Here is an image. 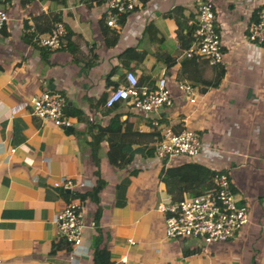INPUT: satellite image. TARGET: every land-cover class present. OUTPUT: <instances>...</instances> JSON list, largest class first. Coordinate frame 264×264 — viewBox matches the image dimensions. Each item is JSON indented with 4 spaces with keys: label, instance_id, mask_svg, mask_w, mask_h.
I'll use <instances>...</instances> for the list:
<instances>
[{
    "label": "crops",
    "instance_id": "obj_1",
    "mask_svg": "<svg viewBox=\"0 0 264 264\" xmlns=\"http://www.w3.org/2000/svg\"><path fill=\"white\" fill-rule=\"evenodd\" d=\"M201 1L139 0L124 17L115 43L107 46L112 28L101 19L105 0H1L8 20L0 28V264H67V246L56 238L52 219L75 199L84 221L95 223L93 230H84L90 255L80 264H92L96 242L109 255L101 264H264V51L246 39L247 24L257 21L264 0H213L222 64L195 59L194 65L181 68L184 57L177 44L194 23ZM174 7L172 16H164ZM38 14L42 18L35 22ZM53 16L66 34L64 45L48 52L24 33L34 22L36 35L46 32ZM148 23L155 42L144 33ZM190 41L191 36L185 39ZM130 47L145 52L144 58H120ZM127 70L137 79L145 77L146 88L163 73L171 104L143 113L119 102L106 114L102 102L109 80H124ZM174 79L196 87L195 102L180 96ZM49 89L64 95L67 111L80 112V118L67 116V129L42 124L29 114L28 97ZM113 114H119L122 124L112 144L130 158L122 168L107 160V135L94 144L96 128ZM167 126L197 132L204 145L200 155L175 156L165 163L152 150L146 152L157 131ZM188 163L225 173L238 203L249 210L248 223L236 236L204 249L190 239L166 240L156 210L164 198L204 191H199V176L188 173L193 182L179 180ZM166 169L177 173L166 176ZM59 176L92 185L65 190L82 195L72 198L50 185Z\"/></svg>",
    "mask_w": 264,
    "mask_h": 264
},
{
    "label": "built area",
    "instance_id": "obj_2",
    "mask_svg": "<svg viewBox=\"0 0 264 264\" xmlns=\"http://www.w3.org/2000/svg\"><path fill=\"white\" fill-rule=\"evenodd\" d=\"M213 0H203L196 6L191 41L186 47L177 44L181 51L180 57L194 58L205 61L208 65L222 64V50L219 40L218 27L215 23ZM139 5V0H105L101 19L107 27L118 29L121 17H126ZM6 11L1 7L0 28L7 22ZM27 31L33 32L32 25ZM65 27L60 21L51 24L48 31L36 35V44L45 51L60 49L63 45ZM246 39L260 44L264 51V7L259 10L257 21L247 24ZM175 87L182 98L190 103L196 101L198 91L187 81L174 79ZM124 86L108 90L104 98V107L123 102L132 109L143 113H157L162 107L172 102L167 80L163 73L156 79L151 88L138 87L137 77L127 70L124 73ZM29 114L40 123H50L53 126L67 128L69 120L64 114L66 100L64 95L56 90H43L28 97ZM92 118L88 117V122ZM152 145L153 156L167 163L175 156L196 158L204 148L197 132L181 127H162ZM15 150L9 148V153ZM50 185L58 190H83L91 186L88 180H74L70 177L59 176ZM239 197L233 192L228 176L216 172L209 180V189L193 197L171 200L169 197L161 200L156 210L163 218V236L166 240L194 239L204 246L211 243L225 242L236 236L248 223L249 210L239 204ZM56 238L67 246V264H80L83 258L89 257V244L84 241V230H93L94 221L85 222L80 203L71 200L53 216ZM129 245L134 244L131 239Z\"/></svg>",
    "mask_w": 264,
    "mask_h": 264
},
{
    "label": "trees",
    "instance_id": "obj_3",
    "mask_svg": "<svg viewBox=\"0 0 264 264\" xmlns=\"http://www.w3.org/2000/svg\"><path fill=\"white\" fill-rule=\"evenodd\" d=\"M139 6V5H138ZM176 8L174 7L172 8L170 11H168L166 13V15L164 16H172V14L174 12H176ZM42 14H38L35 15L33 17V19H35V22L38 20H40L42 17H40ZM51 21H58L59 19L56 18V16H53L51 19ZM124 17H121V24L123 23ZM33 24V32H29L26 31V33H24V36H26L27 40H29V42L33 41L34 43H36V41L34 40V37L36 36V34L38 33L37 31V24ZM51 26V25H50ZM50 26L48 28H50ZM193 24H191L190 26H188V28H186L187 30H185V32L182 33V35H180V41H179V45L180 47H186L187 42L185 43V39H188L190 37V34L193 30ZM154 29L153 25L151 23L146 24L145 28H144V33L147 34L149 36V40H151V42H155L153 41V36L151 35V30ZM49 29H47L48 31ZM44 30H41L40 32H43ZM118 29H109L108 31V36H110V40L108 38H105V42L107 46H112L117 38L118 35ZM153 34V33H152ZM65 37V36H64ZM158 41H160V38L157 39ZM40 47V46H39ZM144 54L145 52L143 51H139L136 52V50L134 48H126L120 55L122 57V59L126 58V59H130L131 57H138L140 59L144 58ZM134 55V56H133ZM165 62H167L166 60V56H165ZM195 59L194 58H182V61L180 63L181 68H183V66L187 65H194L195 64ZM168 65V63H167ZM109 76L105 77V81L109 80L108 79ZM145 77H139L137 79V85L138 87L142 86V83L144 81ZM111 82V86L109 88V90H115L118 86H124L125 85V81L121 80V78L118 81H110ZM92 99H89V106L92 107ZM101 100V98H100ZM104 101V100H103ZM103 104V102H102ZM104 106V105H103ZM118 107V103L113 104L111 107H106V114H111V112H113L116 108ZM68 108L65 107L64 108V114L66 116H74L76 118H80V112L78 110H73V111H67ZM119 114H113L110 118L109 121L107 122V124L103 127H97L95 133L93 134V138H94V144L97 145L98 141L103 138L105 135H107V150L105 152V155L107 157V160L109 162L110 165L115 166V167H119L122 168L124 167L128 160H130V158H128V156H126L124 153H122L120 151V145H117L116 147L112 144L113 140H111L114 134H116L117 132H119L122 121L119 120ZM92 123H90V126L92 127ZM115 147V148H114ZM152 149H147L146 152L150 153ZM187 172V173H186ZM165 175L166 176H175V174L177 172H175L174 169H166L165 170ZM188 173H190V175L192 176H199V182H198V186H200L199 191L201 192L202 190H204L203 192H206L209 189V180L211 179V177L213 176V172L209 171L207 168L203 167L202 165L199 164H195V163H188L186 170H184V172L182 173V176L179 178V180L186 182L188 181H192V179L188 178ZM92 174H94L95 176L98 175L97 170L95 169ZM195 183V182H194ZM101 183H99V181L97 182L96 186L94 187V195L97 192L98 188L100 187ZM197 193H199L197 191ZM67 194L65 191L62 193V195ZM69 196H71L72 198H82V195L76 191L74 192H68ZM95 200V199H94ZM61 245H64L65 243L63 241H60ZM66 245V244H65ZM97 242L94 244V248H93V253L91 256L92 259V264H101L103 262H107V260L109 259V255H108V251L105 248H100L97 246Z\"/></svg>",
    "mask_w": 264,
    "mask_h": 264
},
{
    "label": "rangeland",
    "instance_id": "obj_4",
    "mask_svg": "<svg viewBox=\"0 0 264 264\" xmlns=\"http://www.w3.org/2000/svg\"><path fill=\"white\" fill-rule=\"evenodd\" d=\"M144 45H145V47H147V46H148V42H147V41H145V44H144ZM125 49H126V48H125ZM180 50H182V47H181V49H180ZM120 58H121V55H120ZM120 60H121V59H120ZM69 121H70V118H69ZM161 128H162V127H161ZM231 238H233V236H232ZM204 247H205V246L203 245V249H204ZM195 249H198V250H200V248H195ZM203 249H202V250H203Z\"/></svg>",
    "mask_w": 264,
    "mask_h": 264
},
{
    "label": "water",
    "instance_id": "obj_5",
    "mask_svg": "<svg viewBox=\"0 0 264 264\" xmlns=\"http://www.w3.org/2000/svg\"><path fill=\"white\" fill-rule=\"evenodd\" d=\"M67 129V128H66ZM191 240V243L193 244H200V246H202L203 244L200 243L198 240H194V239H190Z\"/></svg>",
    "mask_w": 264,
    "mask_h": 264
}]
</instances>
